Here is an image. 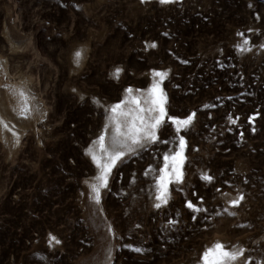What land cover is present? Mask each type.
<instances>
[{
  "label": "rangeland",
  "instance_id": "374dc122",
  "mask_svg": "<svg viewBox=\"0 0 264 264\" xmlns=\"http://www.w3.org/2000/svg\"><path fill=\"white\" fill-rule=\"evenodd\" d=\"M155 72L168 116L193 124L166 117L168 143L117 162L97 205L86 149ZM0 106L22 137L0 130V264H203L216 243L264 261V0H0ZM180 136L183 183L157 209Z\"/></svg>",
  "mask_w": 264,
  "mask_h": 264
},
{
  "label": "snow or ice",
  "instance_id": "6c2138e0",
  "mask_svg": "<svg viewBox=\"0 0 264 264\" xmlns=\"http://www.w3.org/2000/svg\"><path fill=\"white\" fill-rule=\"evenodd\" d=\"M177 0H159L162 5H170L176 3ZM243 36V33H238ZM249 44V41L245 39L243 45L240 47V51L248 50L245 46ZM150 47H156L155 44ZM81 58V52L76 53L77 63ZM121 69H116L113 75L119 78ZM154 76L159 77L160 81L153 84L152 89L147 94L146 98L141 100L140 98H133L129 103L135 105L134 108H125V104H117L113 106L110 111L113 114L109 127L113 129L110 136V144L106 142V135H101L97 144L99 146V154L93 149L88 150L92 161L99 169V175L96 177V183L90 185L91 199L99 205L101 203V189L108 187V178L116 166L117 162L122 161L127 154L134 153L138 149H143L149 144L168 143V141H160L158 136V130L165 123V119L170 121L175 126L176 133H179L182 129H189L195 119V113H192L186 119H177L169 117L165 108L167 103V96L160 87L166 77L167 73L155 72ZM128 93H132V89L129 88ZM22 98L24 107L23 112H29L30 106L28 105V98L22 91L18 93ZM231 123L235 124L236 120L229 117ZM6 127V125H5ZM107 133V129L105 130ZM186 142L182 136L179 137V151L172 155H165L164 167L160 170L162 175L158 177L156 184L157 195L155 199L159 203L155 204L157 209L166 206L170 199L169 185L171 183L181 184L183 183L184 173L182 171L186 157L184 151ZM151 171V170H149ZM147 174V173H146ZM202 179L211 183L212 177L204 174ZM244 197L241 195L236 200L232 201V206H239L240 201ZM186 206L193 212L198 213L202 211L201 208L196 207L192 202H188ZM175 223V221H170ZM111 232V229H109ZM51 242L59 244L60 241L54 236L50 238ZM135 251L139 252L141 249L136 248ZM246 249L233 248L226 249L222 243H216L213 248L206 251L203 255V264H253V262L246 257ZM110 260L111 251L108 252ZM260 264H264L261 261Z\"/></svg>",
  "mask_w": 264,
  "mask_h": 264
},
{
  "label": "bare ground",
  "instance_id": "6f19581e",
  "mask_svg": "<svg viewBox=\"0 0 264 264\" xmlns=\"http://www.w3.org/2000/svg\"><path fill=\"white\" fill-rule=\"evenodd\" d=\"M24 93V92H23ZM117 105V104H116ZM115 106V105H114ZM113 107V106H112ZM130 106H125V108H129ZM6 125V127H5ZM0 130L2 132H6V134L9 136V138L13 139L15 141V143L17 142H21V133L20 131H18L17 129H15L9 122V119L2 113L1 110V106H0ZM102 135H106V142H108V135L105 131L104 134ZM99 140V138L93 143L91 144L87 149H86V154L88 155V157L91 159L90 155L88 154V150L89 149H93L94 151H96L99 154V146L97 144V141ZM92 161V159H91ZM93 162V161H92ZM94 163V162H93ZM95 164V163H94ZM99 175V174H98ZM96 181V180H95ZM93 184V183H92Z\"/></svg>",
  "mask_w": 264,
  "mask_h": 264
}]
</instances>
